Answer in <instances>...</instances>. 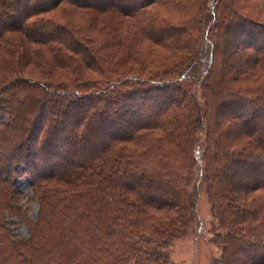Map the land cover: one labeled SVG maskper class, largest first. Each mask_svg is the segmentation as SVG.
Wrapping results in <instances>:
<instances>
[{
  "label": "trees",
  "instance_id": "trees-1",
  "mask_svg": "<svg viewBox=\"0 0 264 264\" xmlns=\"http://www.w3.org/2000/svg\"><path fill=\"white\" fill-rule=\"evenodd\" d=\"M159 1L0 0V264H50L59 255L56 234L74 247L85 245L84 236L89 255L90 241H108L99 248L112 264L136 252L164 262L162 247L191 221L200 129L207 142L202 159L216 162L208 174L204 162V177L222 195L221 205L227 200L216 211L224 207L230 215L229 243L240 235L232 226L251 217L261 196L255 192L264 188L257 159L264 153V112L238 95L237 81L241 49L256 46L264 55V25L236 0L201 3L200 20L175 21L157 15ZM60 6L78 16H53ZM159 46L176 49L171 56L180 66L142 76L139 65L150 63ZM224 107L228 128L236 120L242 128L243 151L231 156L229 171L250 160L246 168L258 169L240 185L232 173L225 193ZM22 175L39 214L30 238L16 240L4 212L15 209L14 180Z\"/></svg>",
  "mask_w": 264,
  "mask_h": 264
},
{
  "label": "rangeland",
  "instance_id": "rangeland-1",
  "mask_svg": "<svg viewBox=\"0 0 264 264\" xmlns=\"http://www.w3.org/2000/svg\"><path fill=\"white\" fill-rule=\"evenodd\" d=\"M181 3V7L173 6V3ZM207 2L208 0H160L156 2L154 11L157 15L161 17H170L172 21H175L177 16L179 17H191L192 19L200 20L203 16V7L200 6L201 3ZM235 4L240 7L250 8V15L255 17L259 15V19L264 25V0H236ZM186 5L187 7L184 8ZM75 10L70 8L59 7L52 12L53 16L61 15L63 18L69 16H78ZM152 11V10H151ZM198 40L205 38L202 31H196ZM242 39V37H240ZM156 53L152 55L149 61L144 62L139 65V69L142 68V76H148V71L150 69L157 70V73L163 70V67H175L180 66L179 60L173 59L171 56L173 51L172 46L165 48L163 46L156 47ZM240 76L237 81L238 95L241 97L249 96L254 103V109L258 112H264V60L253 62L256 58L264 57L263 53L259 48L251 47L248 49H241L240 52ZM248 56L250 59L248 62L245 58ZM262 57V58H263ZM150 66V67H145ZM154 68V69H153ZM245 68V69H244ZM243 70H247V77H243ZM224 92L222 95L227 97L228 92L226 88H223ZM224 117L223 118V128H222V150L224 151L223 158L221 160L222 168L225 174L223 177V187L224 193L227 191L229 185L228 182L232 180V176L236 175L235 185H240V182L246 181V176L251 175L255 178L258 177V169L250 171L246 168L247 163H236L231 166L232 172H230V158L231 156L236 157V155L243 151V144L240 142L242 140V128L238 120L235 121L234 128L230 130L228 125V107L223 108ZM242 113L241 110H238ZM241 119V118H240ZM260 128L264 130V122L260 124ZM264 133V131H263ZM198 141L196 142L193 153L197 160V166L195 170V175L192 181V191H193V202L194 207L192 209V217L189 222L186 232L173 239L169 244L162 249L166 252V257L164 262L157 261L151 255H143L142 253L136 252L134 256H126L122 264H264V188L255 192V195H261L258 199L259 202L253 201V213L250 218H242L243 222L241 224H236L232 226L231 229L240 233L235 237V241L229 243L227 241L228 237L225 236L227 232L226 227L229 228L230 221L228 218L230 215L224 209L226 202L223 204V211H216V206L224 201L220 193L215 192V184L209 179L204 177L203 167L205 162L206 174L213 171L216 162H213L206 157L205 161L202 159L201 150L206 145L205 141V129H200L197 133ZM261 139L264 140V134ZM211 145H208L207 149H210ZM212 149H210L211 151ZM246 152V151H245ZM244 152V153H245ZM264 165V153L257 158ZM231 173V176H230ZM234 173V175L232 174ZM264 178V173L261 175ZM230 180V181H229ZM11 202L14 203L15 209L4 212V225L8 229L9 235L16 240H25L30 238L32 231L34 230L33 224L36 222L39 214V203L34 195L27 175H22L16 177L14 180V188L12 192ZM217 204V205H216ZM221 205V206H223ZM232 216H237L234 212ZM227 220L229 221L227 223ZM55 243H57L59 255L56 259L51 260L50 264H55L58 260H61L62 264H112L117 261H112L110 255H107L108 251H100L99 244H103L107 247L108 241H90V246L92 247V254L89 255L86 250V238L82 236V243L76 247L72 245V242L61 243L57 241L59 238L57 234L52 237ZM253 240H256V245H252ZM78 240L76 239L75 242ZM88 241V240H87ZM227 243V245L225 244ZM255 243V244H256ZM115 254V253H110ZM34 264H44L43 261L37 260Z\"/></svg>",
  "mask_w": 264,
  "mask_h": 264
}]
</instances>
